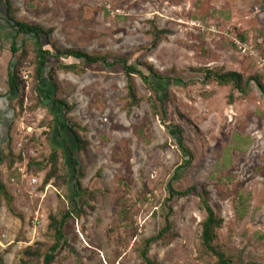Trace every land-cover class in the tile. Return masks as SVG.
I'll return each instance as SVG.
<instances>
[{
  "label": "rangeland",
  "instance_id": "1",
  "mask_svg": "<svg viewBox=\"0 0 264 264\" xmlns=\"http://www.w3.org/2000/svg\"><path fill=\"white\" fill-rule=\"evenodd\" d=\"M6 15L42 28L51 55L41 83L36 39L15 41L0 19V178L15 212L0 202V264H44L51 217L71 210L52 264H145L170 208L149 258L219 264L203 245L202 197L223 219L218 252L264 264V0H10ZM209 70L241 74L245 93L206 83Z\"/></svg>",
  "mask_w": 264,
  "mask_h": 264
},
{
  "label": "trees",
  "instance_id": "2",
  "mask_svg": "<svg viewBox=\"0 0 264 264\" xmlns=\"http://www.w3.org/2000/svg\"><path fill=\"white\" fill-rule=\"evenodd\" d=\"M1 3L6 2L7 6L10 7V0H0ZM10 25L17 30V36L15 37V41L20 35H30L31 37L36 39V45L39 48V51L42 47V35L45 33V31L42 28L31 26L26 23H21L18 21H12L9 20ZM160 40V33L156 32L155 34V42L154 45H157ZM14 41L12 45V52L13 54H16L18 51V47L16 45V42ZM51 53L48 51H40L38 58H39V65L37 68V75L40 79V82L42 83L44 81V73L46 68V62L48 56H50ZM65 57H73L75 59H84L85 62L90 64L99 63L100 61L106 62V59L104 58H98L93 57L88 54H85L83 52L79 51H72V52H65L63 53ZM123 64L125 66V69L127 71L128 75H139L143 81L146 83L151 82V76H145L143 73L139 72L136 68L133 66H129L126 61H123ZM62 70L65 71H73L74 66L72 65H62ZM155 77L160 78L159 75L155 74ZM205 82H216L220 86H228L232 85L236 90H239L240 92L245 93V88L249 84V80L244 82V78L239 73H217L213 71H207L205 75ZM256 85L259 88L260 92L264 95V83L260 79H255ZM9 84H10V93L12 95H16V92L18 91V84H17V77L16 74L13 72V70H10L9 73ZM156 87V83H153ZM130 88V97L131 99L135 100L134 98V92L132 89V86ZM40 96L42 94L41 88H39ZM42 103L44 104L43 100ZM185 153L189 154L190 156V163L192 162V155L189 151V149L182 148ZM56 157V154L53 156ZM74 163H76V160L74 159ZM54 168L57 167V164H53ZM80 186V183H78ZM195 193L199 194L197 188H191L185 192H179L174 190L173 188H170V197L168 201H173L176 198L186 197L190 194ZM5 201L7 204L9 210L12 213L14 212V209L12 207L13 203V197L12 195L7 191L6 186L3 184L0 178V202ZM202 205L206 212V218L203 223V245L206 247V249L211 252L213 255H215L218 258L219 264H230L228 260H226L221 253L218 252L217 248L214 246L215 240H216V232L219 228H221L223 224V219L219 218L212 207L210 206L209 202L206 200L205 197H202ZM76 203V202H74ZM73 211L71 210L68 212L61 220H58L56 217H51V228L55 231L54 237H55V244L51 248V251L45 256L44 258V264H52L58 253L60 252L63 242L65 240V234H64V227L66 225V222L68 218L72 215ZM173 213V209L170 208V211L166 217V226L163 228V230L155 237H152L148 240H146V245L144 250L141 252V257L145 264H156L149 258V251L151 246L156 243L157 241L161 240L164 235L171 230V223H170V215ZM66 245V242L64 243Z\"/></svg>",
  "mask_w": 264,
  "mask_h": 264
},
{
  "label": "crops",
  "instance_id": "3",
  "mask_svg": "<svg viewBox=\"0 0 264 264\" xmlns=\"http://www.w3.org/2000/svg\"><path fill=\"white\" fill-rule=\"evenodd\" d=\"M6 11H7V6L6 5L4 6V4L0 2V19H3L5 24H7V26L13 28L10 25L9 20L7 19Z\"/></svg>",
  "mask_w": 264,
  "mask_h": 264
}]
</instances>
